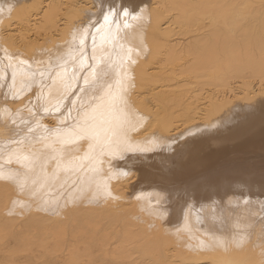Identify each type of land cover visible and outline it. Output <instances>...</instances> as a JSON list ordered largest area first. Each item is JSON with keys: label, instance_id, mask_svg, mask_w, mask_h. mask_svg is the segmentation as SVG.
Wrapping results in <instances>:
<instances>
[{"label": "bare ground", "instance_id": "1", "mask_svg": "<svg viewBox=\"0 0 264 264\" xmlns=\"http://www.w3.org/2000/svg\"><path fill=\"white\" fill-rule=\"evenodd\" d=\"M0 264H264V0H0Z\"/></svg>", "mask_w": 264, "mask_h": 264}]
</instances>
